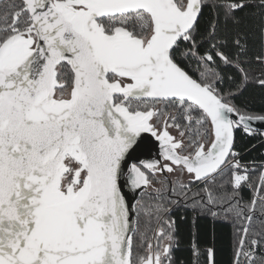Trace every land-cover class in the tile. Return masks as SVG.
<instances>
[{
  "label": "snow or ice",
  "instance_id": "obj_1",
  "mask_svg": "<svg viewBox=\"0 0 264 264\" xmlns=\"http://www.w3.org/2000/svg\"><path fill=\"white\" fill-rule=\"evenodd\" d=\"M253 61L264 0H6L0 264H185L174 209L188 264H216L200 219L264 264V161L254 183L235 135L264 137Z\"/></svg>",
  "mask_w": 264,
  "mask_h": 264
},
{
  "label": "trees",
  "instance_id": "obj_2",
  "mask_svg": "<svg viewBox=\"0 0 264 264\" xmlns=\"http://www.w3.org/2000/svg\"><path fill=\"white\" fill-rule=\"evenodd\" d=\"M19 2V0H17ZM6 3V0L0 2V5ZM207 15V12H206ZM251 54V53H250ZM264 71V66L256 64L254 61L251 65V72L253 76H259ZM254 101H259L261 97V90L258 87H250L249 92L246 93ZM258 133H264V131H257ZM236 147L242 153L243 163H249L250 167H253L251 162L254 163L255 170L252 172L254 183L260 173V162L264 161V137L259 134L246 135L240 131L236 132ZM245 199L252 197V192L249 189H245L243 192ZM173 215L177 218L178 223L181 227L180 238H181V250L176 253L178 259H183L185 264H188L190 260V252L187 246L191 240V219L192 212L190 209H174ZM184 215L188 219L187 221H180V216ZM199 223V242L201 247L205 244L211 243L213 234L216 239L217 255L216 264H231L232 256V227L230 224L215 223L210 219H200Z\"/></svg>",
  "mask_w": 264,
  "mask_h": 264
},
{
  "label": "water",
  "instance_id": "obj_3",
  "mask_svg": "<svg viewBox=\"0 0 264 264\" xmlns=\"http://www.w3.org/2000/svg\"><path fill=\"white\" fill-rule=\"evenodd\" d=\"M3 1V0H0V2ZM252 127L257 130V131H264V122H260V121H255L252 123ZM156 153H157V149L154 148L152 153H151V156L152 157H155L156 156ZM142 158H147V157H142Z\"/></svg>",
  "mask_w": 264,
  "mask_h": 264
},
{
  "label": "rangeland",
  "instance_id": "obj_4",
  "mask_svg": "<svg viewBox=\"0 0 264 264\" xmlns=\"http://www.w3.org/2000/svg\"><path fill=\"white\" fill-rule=\"evenodd\" d=\"M157 186H159V185H157Z\"/></svg>",
  "mask_w": 264,
  "mask_h": 264
},
{
  "label": "flooded vegetation",
  "instance_id": "obj_5",
  "mask_svg": "<svg viewBox=\"0 0 264 264\" xmlns=\"http://www.w3.org/2000/svg\"><path fill=\"white\" fill-rule=\"evenodd\" d=\"M159 187V186H158Z\"/></svg>",
  "mask_w": 264,
  "mask_h": 264
}]
</instances>
